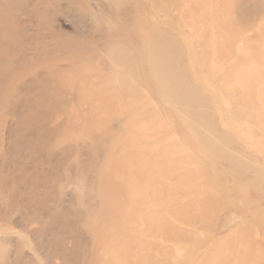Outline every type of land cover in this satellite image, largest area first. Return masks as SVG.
<instances>
[{
  "label": "rangeland",
  "instance_id": "1",
  "mask_svg": "<svg viewBox=\"0 0 264 264\" xmlns=\"http://www.w3.org/2000/svg\"><path fill=\"white\" fill-rule=\"evenodd\" d=\"M0 264H264V0H0Z\"/></svg>",
  "mask_w": 264,
  "mask_h": 264
},
{
  "label": "bare ground",
  "instance_id": "2",
  "mask_svg": "<svg viewBox=\"0 0 264 264\" xmlns=\"http://www.w3.org/2000/svg\"><path fill=\"white\" fill-rule=\"evenodd\" d=\"M112 70V69H111Z\"/></svg>",
  "mask_w": 264,
  "mask_h": 264
}]
</instances>
